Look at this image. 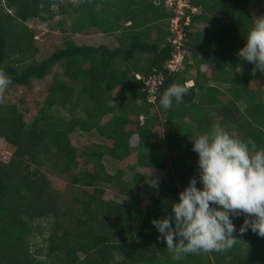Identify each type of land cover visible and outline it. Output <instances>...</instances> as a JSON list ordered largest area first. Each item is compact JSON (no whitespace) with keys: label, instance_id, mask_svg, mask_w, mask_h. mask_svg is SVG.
Instances as JSON below:
<instances>
[{"label":"trees","instance_id":"obj_1","mask_svg":"<svg viewBox=\"0 0 264 264\" xmlns=\"http://www.w3.org/2000/svg\"><path fill=\"white\" fill-rule=\"evenodd\" d=\"M184 1L176 30L178 1L0 0V70L9 87L52 76L30 121L0 96V141L15 148L0 159V264H264V237L240 233L243 215L233 221L231 249L179 259L151 223L171 213L197 174L191 136L220 123L264 148V71L238 56L255 19L251 0ZM36 22L67 35L44 58ZM93 30L118 44L72 36ZM179 30L185 64L173 72ZM153 75L164 76L154 96L145 81ZM190 80L181 103L160 106L168 87ZM77 133L99 139L80 146ZM49 167L68 178L66 201ZM152 170L162 174L157 186Z\"/></svg>","mask_w":264,"mask_h":264},{"label":"clouds","instance_id":"obj_2","mask_svg":"<svg viewBox=\"0 0 264 264\" xmlns=\"http://www.w3.org/2000/svg\"><path fill=\"white\" fill-rule=\"evenodd\" d=\"M238 56L264 71V16L255 17ZM11 83L0 70V96ZM193 85V80L171 85L160 96V106L168 110L174 102L181 103ZM191 141L198 154L197 174L172 203L171 213L151 221L169 252L179 259L231 249L237 242L233 221L241 215V234L251 229L264 237V148L233 136L220 123L191 136Z\"/></svg>","mask_w":264,"mask_h":264},{"label":"rangeland","instance_id":"obj_3","mask_svg":"<svg viewBox=\"0 0 264 264\" xmlns=\"http://www.w3.org/2000/svg\"><path fill=\"white\" fill-rule=\"evenodd\" d=\"M251 8L255 17L264 16V0H251ZM31 24L38 30L37 41L42 50L39 58L47 57L58 47H61L63 45V42L67 35L63 33L61 29H57L56 27H54L55 24H51V26L49 24H43L39 22ZM72 36L79 44H90L96 46L107 44L112 47L118 44L116 36L103 34L95 30L91 31L89 34H72ZM51 78L52 76H48L43 81H34V85L32 86V88L8 86V88L3 93L4 102L18 104L20 108L25 111L26 119L30 121L37 114L39 108L41 107V104L47 96ZM239 134L240 132L237 131L235 136H238ZM74 137L80 146H83V142L85 141V139H99V137L92 136V134L87 133H77L74 134ZM14 150V147L8 144L4 139H1L0 159L10 160ZM113 166L114 165L111 164V167ZM46 172L49 174V177L52 180L54 186L61 190L63 194H65L63 200L66 201L68 198H70L73 194V189L68 178L58 174L50 167L46 169ZM151 174L154 177V180L151 181V184L153 186H157L162 177V174L153 170L151 171ZM131 177V175L127 176L128 179H130ZM115 199L119 200V197L115 196ZM35 241L38 242V244H42V239L40 237L35 239Z\"/></svg>","mask_w":264,"mask_h":264},{"label":"built area","instance_id":"obj_4","mask_svg":"<svg viewBox=\"0 0 264 264\" xmlns=\"http://www.w3.org/2000/svg\"><path fill=\"white\" fill-rule=\"evenodd\" d=\"M177 1L179 5L178 8H176L177 16H175V18L172 19L173 28L176 30H178L180 26L181 17L185 14V11H184L185 7H188L189 5L188 2L184 0H167L168 4L171 6L175 5ZM193 10L197 11L196 8H194ZM187 23H189V20ZM183 37H184V34L182 33L181 30H179L177 36L173 39V43L177 45V49H178V52L174 55L173 59H171V61H169L168 63V68L173 72L180 70L181 68L184 67V64H185V54L183 53L181 49ZM137 76L140 79L144 78L141 74H138ZM163 79H164L163 75L161 76L153 75L145 79L147 85L151 86V92L153 96L157 88L159 87V84L162 83Z\"/></svg>","mask_w":264,"mask_h":264}]
</instances>
